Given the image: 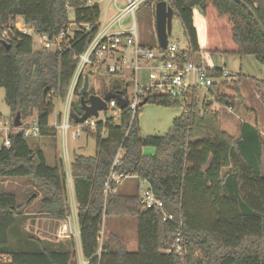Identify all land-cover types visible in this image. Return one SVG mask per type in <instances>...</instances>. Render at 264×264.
Here are the masks:
<instances>
[{
	"label": "trees",
	"instance_id": "1",
	"mask_svg": "<svg viewBox=\"0 0 264 264\" xmlns=\"http://www.w3.org/2000/svg\"><path fill=\"white\" fill-rule=\"evenodd\" d=\"M90 1L0 0V88L6 91L5 101L14 117L20 114L25 120L37 112L34 118L42 138L57 136L56 128L49 124L54 102L65 101L78 65L76 57L85 52L101 26L100 5H89ZM161 1L174 9L188 37L193 52H183L187 61L203 52L210 56H253L264 64V34L248 10L264 27V0H241L248 8L236 0H147L139 10L146 5L155 13V5ZM195 8L202 10L207 22L204 46L194 26ZM18 19L31 27L35 36H46L50 41L68 33L71 25L75 29L67 35L61 51L36 50L34 36L14 29L13 22ZM213 76L222 77V71ZM233 83L238 94L239 83ZM45 88H49L46 102ZM109 90L110 95L120 90L123 96L127 94L119 79H110ZM207 95L221 105H236V98L221 94L218 83ZM145 100L164 108L182 107L184 114L165 136L143 138L138 118L132 123V113L124 111L120 122L111 117L98 123L95 132L86 130L95 138V157H74L71 176L84 259L88 264H264V138L260 130L245 123L241 137L232 138L223 130L220 112L212 103L207 104L199 91H193L185 102L162 95ZM261 100L264 104V89ZM72 110L81 115L79 100ZM10 139L9 148H0V180H28L33 194H42L37 199L40 212L67 220L72 213L63 163L50 166L45 153L32 149L19 133ZM121 147L124 154L118 173L147 181L166 210L178 222L182 220L188 248L185 258L167 253L176 225L163 222L154 211H143L137 193L104 195ZM146 148L155 149V155H145ZM35 201L21 205L15 194L0 192V255L8 257L0 264H78L75 239L51 243L26 236L28 215L23 208L35 205ZM127 217L137 219L136 252H129L114 233L100 242L106 220ZM196 249L202 256H196Z\"/></svg>",
	"mask_w": 264,
	"mask_h": 264
},
{
	"label": "built area",
	"instance_id": "2",
	"mask_svg": "<svg viewBox=\"0 0 264 264\" xmlns=\"http://www.w3.org/2000/svg\"><path fill=\"white\" fill-rule=\"evenodd\" d=\"M111 1L115 3V5L116 2H118V0ZM125 1L126 5L120 13L111 21H107L103 27L101 25L98 33L85 52L76 57L78 65L65 99L67 104L63 115L64 122L60 125V129L64 136H67L70 125L74 121L71 116L72 113H74L72 107L75 102L78 100L80 101V92L83 89L86 76L89 77L87 99H89L90 96H98L104 99L107 95H110V78L119 79L126 87L131 84L134 89L131 97L128 95V92L126 96H123L122 90L114 94L127 100L128 106L122 110L117 100L111 99L106 102L107 112L105 113L104 110L99 111L98 117L102 114L107 117L109 111H118L120 113V119L124 111H130L132 113V123L137 120L138 115L142 111L141 104L144 102V99L149 96L162 95L167 97H180L183 99V102H185L193 91L209 93L210 89L215 84H220L223 79L231 77V74L225 71L222 72V77H214L213 73L215 71L208 66L206 56L203 52L196 53L194 60L187 61L185 57H183V52H193L190 44H188L187 48L183 49L177 43H171L170 41L166 49L160 48L159 44L157 48H150L142 45L139 41L135 15L140 6L147 0ZM98 2L100 3V1L91 0L89 5L99 4ZM127 16L133 18V23L128 28H125L122 26V21ZM116 26L118 27V31L114 32L113 29ZM13 27L22 34L34 36V30L26 25L22 19L14 21ZM86 28L88 29V27ZM68 34L69 33L64 32L54 41H50L46 36H37L41 44L40 48L36 50L61 51L63 43H65L64 40ZM141 70L148 74L145 83L139 81L138 74ZM92 77L95 78V83L97 84L94 89V94H90V80ZM102 78L106 82L105 85ZM53 93L54 91L52 94ZM78 117H82V115H78ZM95 119V117H91L82 124L77 123L78 130L74 133V138H80V131L82 129H90L95 132L98 128V122H96ZM106 119L102 123H105ZM1 121L2 119H0V148H9L11 146L10 137L12 134L21 133L24 138L40 137L41 129L37 119L34 117L30 124L22 122L20 128H16L14 123L12 125H8L7 123L2 125ZM103 133L104 131L101 132V134ZM123 154L124 149L121 147L115 156L109 177L105 183L103 193L106 197L109 193L117 191V189H113V185H116L118 188L124 181L137 178L127 174H120L116 170L122 165ZM70 177L72 178V176ZM140 183L144 187L140 195L141 209L143 211H154L161 215L163 222H171L176 225L177 231L174 233V241L169 245L167 253H175L179 257L184 258L187 249L185 237L183 235L182 220L178 222L174 215L166 210L164 202L154 195L147 181L140 179ZM104 224L105 223H103V225ZM75 238L79 241L81 246L79 228L78 232L76 231L75 233ZM99 240L101 243L104 241L103 226ZM7 260V256L0 255V261L5 262ZM77 261L78 264H88V261L83 257L82 249L81 255L77 253Z\"/></svg>",
	"mask_w": 264,
	"mask_h": 264
},
{
	"label": "rangeland",
	"instance_id": "3",
	"mask_svg": "<svg viewBox=\"0 0 264 264\" xmlns=\"http://www.w3.org/2000/svg\"><path fill=\"white\" fill-rule=\"evenodd\" d=\"M100 1L99 5L102 11L101 14V25L102 27L108 21H111L115 18L120 11L125 7V0H118V9L111 4V0H97ZM169 4V3H168ZM170 5V4H169ZM106 10L108 14H106ZM70 21L73 22L75 20L74 12H69ZM195 19L198 23V32L200 40L205 45L207 41V22L203 15V12L200 8H195ZM133 23V18L131 16H127L122 21V26L128 28ZM135 23L138 29L139 41L142 45L148 46L150 48H157L158 39L156 34V26H155V13L154 10H151L148 6L144 5L140 10H137L135 15ZM75 29L74 25L70 26V32L72 33ZM115 29H118L116 26ZM169 41L171 43H177L182 49L187 48L189 41L188 37L183 29L181 22L178 20L176 16L173 18L172 22V32L169 36ZM40 41L37 36L34 35V49L40 48ZM209 58L212 60V67L216 66L217 68L223 69V71L231 74L232 77L225 79L226 82L232 83V79L237 78L239 75L241 79H243V90L246 85V78L249 79V82H252V79L264 80V64L259 63L255 57L247 56L244 58L236 57V56H228V55H215L210 56ZM139 81L141 83H145L147 80L148 74L141 70L138 74ZM226 83V85H228ZM90 94L95 93V87L97 84L95 83V78L92 77L90 80ZM226 88V87H225ZM128 95L131 97L134 89L132 86L126 87ZM220 91L232 95L229 90H224L223 86ZM232 91V90H231ZM246 92L243 91V93ZM6 91L4 88H0V113L2 115L1 124L7 123L8 125H12L14 123L15 117L13 116L9 106L6 104ZM209 95L205 97V102L211 103L212 107H218V103L214 101V99ZM210 100H212L210 102ZM237 101V100H236ZM67 101L56 100L54 102L55 108L53 114L50 116L49 123L52 127L58 129L57 137H34V138H26L28 144L32 149H43L46 152L47 162L50 166H54L55 160L57 162L58 158H64L65 151L68 152L70 162L74 159L75 156H83V157H95L96 156V141L95 138L88 134L86 130L91 133L94 132L90 129H82L80 131V138L75 139L74 133L77 132V123L75 121L70 125V129L68 131L67 136L65 137L62 130L60 129V125L64 122V111L66 108ZM264 106V105H263ZM221 110V109H220ZM222 118L224 114H222V110L220 111ZM83 115V111L80 112ZM230 113V112H229ZM184 114V109L182 107L176 108H164L159 107L153 104H146L142 107V111L138 115L139 127L141 130V135L143 138L149 137H163L169 133L172 129L174 121L181 117ZM37 112L34 111L32 116H36ZM228 115V114H227ZM120 113L118 111H109L107 117L102 114L98 118L95 119L96 122H103L106 118L114 117L117 122H120L119 119ZM228 116H232V113ZM33 117H29L27 119H22V122L25 124H30L33 120ZM89 132V133H90ZM155 149L147 148L145 149V154L148 156L155 155ZM57 157V158H56ZM68 186V200L71 203V207L76 211V200L74 196V188L72 184V179L69 175L67 177ZM124 183V182H123ZM125 184V183H124ZM122 185V184H121ZM119 185V186H121ZM139 187V189H138ZM128 189L131 194H138L139 196L142 194L141 190L144 189L142 184L136 180H127L125 186L121 189L123 192H126ZM0 192L13 193L18 197V202L23 205L26 201H29L33 195H37L35 205L23 208L25 214L28 215V220L25 222V229L27 233V237L30 235L39 237L42 240H47L51 243L54 242H64L66 240L58 237L59 230L62 224H65L67 220H60L51 217L50 215L40 212L39 207L37 206L38 200L42 198L41 193H35L34 188L31 183L26 180H0ZM33 194V195H32ZM38 199V200H37ZM78 208V207H77ZM57 220V221H55ZM72 233L78 232V228L74 225V222H71ZM77 228V229H76ZM71 233V232H70ZM110 233H114L126 245L127 250L129 252L137 251V219L133 217L127 218H115L111 220H106L103 225V240L106 241L110 235ZM71 238V237H70ZM74 239V238H73ZM62 240V241H61ZM103 241V242H104ZM186 242V240H185ZM186 249L188 252L187 244ZM186 252V255H187ZM185 255V257H186ZM196 256H202L199 249H196ZM184 257V258H185Z\"/></svg>",
	"mask_w": 264,
	"mask_h": 264
},
{
	"label": "crops",
	"instance_id": "4",
	"mask_svg": "<svg viewBox=\"0 0 264 264\" xmlns=\"http://www.w3.org/2000/svg\"><path fill=\"white\" fill-rule=\"evenodd\" d=\"M110 2H111L110 5L113 4L116 7V9H118V6H117L118 2H116V5L112 1H110ZM106 14H108L107 10H106ZM194 14H195V10H194ZM194 25H195V27H196V29L198 31V23H197L196 19H195V24ZM113 31L117 32L118 29L114 28ZM68 33H70V29L68 30ZM198 37H199V32H198ZM199 42H200V44L202 46H204L202 44L203 42L200 40V37H199ZM205 56H206V62H207L208 66L211 69H213L214 71L221 70L222 72H224L223 69L217 68L216 66L212 67L211 63H213V59L211 60L209 58V56L206 55V54H205ZM195 57H196V54H195ZM110 79H114V78H110ZM252 80H253L252 82H249V79L246 78V81H245L246 82V85H245L246 92L243 93V91H245V88H244V90L242 88L244 80L241 79L240 75L237 78H235V79H234V76H233L232 83H228V82H226L225 79H223L221 81V83L219 84L220 89L223 86V89L224 90H226V89L229 90L232 95H229V94L224 93L222 91H220V92L224 96L236 98V100H237L236 101V105L234 107H229V106L221 105V104L218 103L217 104L218 107H216V108L212 107L215 111H218V112H220L222 110V114H224V117L222 118L223 130L229 136H231L232 138H235V139H239L241 137V135H242L241 127L245 123H248V124L258 128L260 130L261 134L263 135V138H264V106H263L264 104H263V102L261 100V95H262V92H263V89H264V80H257V79H252ZM234 81L239 83V87H238L239 93L238 94L234 90L235 89V86L233 85ZM226 83H228V85H226ZM200 93H201L202 99L205 100V97L208 96L207 95L208 93H205V92H200ZM211 101L212 100H210V102ZM231 113L235 117L228 116ZM50 127H52V126L50 125ZM56 130H57V133H58V129H56ZM42 151L46 155V152L43 149H42ZM144 154H145V149H144ZM73 160H72V162H70V158H69V155H68L67 151H65V153H64V158H60V157L58 158V161H61L63 163V165H64V169H65L67 177H68L69 174L71 176V169H72ZM57 163L58 162L55 160L54 166ZM263 176H264V157H263ZM132 179H136V180H138L140 182V179H137V178H132ZM132 179H129V180H132ZM126 181H124L125 184H126ZM124 183H122L121 186H118L117 192H119L120 194H123V195H133V194L128 192L129 191L128 189H126V192H123L121 190L125 186ZM72 184H73V180H72ZM67 188H68V186H67ZM73 188H74V184H73ZM138 189H139V187H138ZM74 196H75V193H74ZM70 205H71V203H70ZM77 207H76V211H74V209L71 207V213L72 214L67 219L66 223L62 224V226H61V228L59 230L60 233H59L58 237H60L61 239L63 238V240H66V239H68L70 237L74 238L75 241H76V244H77V253H78V255H79V253L81 255L80 243L75 238V233H72V229H71L72 228L71 222H74V225L77 228H79V224H78V208ZM55 221H57V220H55ZM58 221H60V220H58ZM120 240H121V238H120ZM121 242L123 243V240H121ZM137 250H138V242H137Z\"/></svg>",
	"mask_w": 264,
	"mask_h": 264
},
{
	"label": "water",
	"instance_id": "5",
	"mask_svg": "<svg viewBox=\"0 0 264 264\" xmlns=\"http://www.w3.org/2000/svg\"><path fill=\"white\" fill-rule=\"evenodd\" d=\"M238 2L243 3L241 0H236ZM245 7L248 8V6L243 3ZM249 12L254 17L256 23L260 27L261 31L264 34V27L259 22L258 18L255 16L254 12L249 9ZM175 16L174 9L165 1L158 2L155 5V26H156V34L158 39V44L160 48L166 49L169 43V36L172 32V22L173 18ZM5 46L7 49H11V45L8 43H5ZM89 90V77H85L84 86L83 89L80 92V102L82 106V111L84 114L82 117H78L76 114L72 113V119L79 124L84 123L87 119L91 117H98L99 111L104 110L105 113L107 112V101H110L111 99H116L120 108L123 110L128 106V101L124 100L122 97L117 95H107L104 99L98 97V96H90L89 99H87V93ZM49 92V88H45L43 92V101L46 102L47 95ZM147 104V100H145L141 107ZM14 126L16 128H20L22 126V120L21 115L17 114L14 120ZM21 135V133H19ZM37 195H33L31 199L36 198ZM30 199V200H31ZM29 200V201H30Z\"/></svg>",
	"mask_w": 264,
	"mask_h": 264
}]
</instances>
